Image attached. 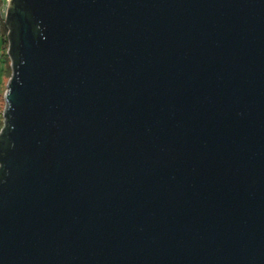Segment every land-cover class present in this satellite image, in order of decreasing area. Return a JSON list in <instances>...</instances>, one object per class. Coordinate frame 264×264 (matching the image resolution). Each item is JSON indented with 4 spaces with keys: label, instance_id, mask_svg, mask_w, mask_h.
I'll use <instances>...</instances> for the list:
<instances>
[{
    "label": "water",
    "instance_id": "obj_1",
    "mask_svg": "<svg viewBox=\"0 0 264 264\" xmlns=\"http://www.w3.org/2000/svg\"><path fill=\"white\" fill-rule=\"evenodd\" d=\"M13 17L0 264H264V0Z\"/></svg>",
    "mask_w": 264,
    "mask_h": 264
},
{
    "label": "trees",
    "instance_id": "obj_2",
    "mask_svg": "<svg viewBox=\"0 0 264 264\" xmlns=\"http://www.w3.org/2000/svg\"><path fill=\"white\" fill-rule=\"evenodd\" d=\"M0 4H2V0H0ZM10 26L11 27L9 28L6 25L5 18L0 17V44H1V47H5L6 45L9 46L10 43H12V45H18V42H19V24H18L15 17H13ZM33 30L35 31V33H37L36 28H33ZM4 55L7 56V59H9V53H6L5 50L1 52L0 58H1V56H4ZM17 58L18 57L16 54L14 59L17 60ZM4 132L2 131L0 134V156H3V154L6 152V150L9 147L8 138H7V136L4 135ZM3 174L4 173H3L2 167H0V180L3 176Z\"/></svg>",
    "mask_w": 264,
    "mask_h": 264
},
{
    "label": "rangeland",
    "instance_id": "obj_3",
    "mask_svg": "<svg viewBox=\"0 0 264 264\" xmlns=\"http://www.w3.org/2000/svg\"><path fill=\"white\" fill-rule=\"evenodd\" d=\"M0 47H1V44H0ZM6 47H7V45L5 47H1L0 48L1 52L4 51L6 49ZM10 74H11L10 60L7 59V56H5V55L1 56V58H0V84L3 82L4 76H5V84H4V87H2V89H1V99H2V108L0 111V120H1L0 122H2L1 126L3 125L2 112L4 109V105H5L4 93L6 90V84H7L8 78L10 77Z\"/></svg>",
    "mask_w": 264,
    "mask_h": 264
},
{
    "label": "built area",
    "instance_id": "obj_4",
    "mask_svg": "<svg viewBox=\"0 0 264 264\" xmlns=\"http://www.w3.org/2000/svg\"><path fill=\"white\" fill-rule=\"evenodd\" d=\"M6 16V0H2V4L0 6V17L1 18H5ZM5 52H8V45L5 49ZM0 55H1V50H0Z\"/></svg>",
    "mask_w": 264,
    "mask_h": 264
},
{
    "label": "crops",
    "instance_id": "obj_5",
    "mask_svg": "<svg viewBox=\"0 0 264 264\" xmlns=\"http://www.w3.org/2000/svg\"><path fill=\"white\" fill-rule=\"evenodd\" d=\"M4 84H5V76H4L3 82L0 84V111L2 108L1 89H2V87H4ZM0 130H1V122H0Z\"/></svg>",
    "mask_w": 264,
    "mask_h": 264
}]
</instances>
